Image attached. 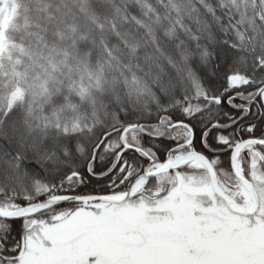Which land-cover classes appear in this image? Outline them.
Wrapping results in <instances>:
<instances>
[{
	"label": "snow or ice",
	"instance_id": "snow-or-ice-1",
	"mask_svg": "<svg viewBox=\"0 0 264 264\" xmlns=\"http://www.w3.org/2000/svg\"><path fill=\"white\" fill-rule=\"evenodd\" d=\"M0 264H264V0H0Z\"/></svg>",
	"mask_w": 264,
	"mask_h": 264
}]
</instances>
